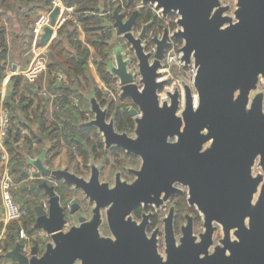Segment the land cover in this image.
Listing matches in <instances>:
<instances>
[{"label": "water", "instance_id": "1", "mask_svg": "<svg viewBox=\"0 0 264 264\" xmlns=\"http://www.w3.org/2000/svg\"><path fill=\"white\" fill-rule=\"evenodd\" d=\"M127 1L137 7V1ZM236 1L233 16L223 0H140L141 9L130 16L121 12L118 1L112 3L110 29L115 38L113 58L107 67L119 82L118 100H128L142 113L137 117L135 108L128 109L137 124V137H142L141 150L137 147V155L143 159L142 170L131 184L117 175L116 185L110 188L100 182V165L93 162L91 176L85 179L68 168L48 167L47 150L35 159L26 156L27 165L45 180L37 185L44 191L48 209L39 203L34 208V230L46 233L49 240L41 256L37 247L32 249L30 260L17 244L9 253L17 264H264V188L252 207L260 177L253 180L252 188L250 183L251 190L246 194L242 170L248 155L251 160L245 173L251 180V167L259 155L264 168V90L260 89L264 82V0ZM151 6L164 19L172 12L180 14L179 29L172 38L184 42L182 61L197 70V107L191 88L185 86V111L178 115V90L169 94L170 106L167 102L160 105L157 93L168 83L158 80L163 76L162 62L171 45L169 29H164L161 40H152L157 46L154 57L144 53L143 41L154 22L138 24L141 10ZM59 15V9L52 12V23ZM53 36V30L47 28L41 42L49 43ZM121 41H125L124 46ZM123 50H127L129 59L125 60ZM133 63H138L143 85L140 90L137 73L129 69ZM88 100L93 119L86 124L98 130L106 149L116 146L135 154L134 140L115 132L114 117L107 120L109 107H102L94 90ZM175 135L179 143L173 152L167 140ZM210 141L211 147L202 151ZM240 147L244 152L237 150ZM171 154L178 161L184 157V183L190 185L191 205L196 203L205 219L204 233L194 236L189 225L188 234L184 232L179 244L173 237L167 240L162 256L157 239L147 238L145 225L134 222L132 213L140 205L160 207L173 193ZM181 175L179 168L175 178ZM60 183L81 191L93 204L90 219L79 212L77 203L67 211L71 200H63ZM104 210L112 237L101 234ZM70 217L77 222L66 229ZM214 222L221 227L223 239L211 251L218 229Z\"/></svg>", "mask_w": 264, "mask_h": 264}, {"label": "trees", "instance_id": "2", "mask_svg": "<svg viewBox=\"0 0 264 264\" xmlns=\"http://www.w3.org/2000/svg\"><path fill=\"white\" fill-rule=\"evenodd\" d=\"M29 1L31 2L32 0ZM33 1L35 4L30 9V12L36 18L48 12L51 8L52 0ZM122 1L128 5L127 0ZM135 1L138 3L140 0H133V2ZM63 2L68 8L75 9L78 14V23L81 28L72 22H66L61 30L56 33V36L50 46L51 63L49 64L48 69L50 72H61L65 74L68 82L71 85L78 87V89H60L65 95V98L77 94L81 96L80 89L81 87H84L83 82H85L87 85L92 86V90L94 89L96 98L99 102H101V97L103 96L102 91L98 89V86H93L95 84V79L94 76L89 73L88 65L91 56L97 57V61L99 63L97 75L100 81L107 86L115 84L116 80L109 74L107 67L112 55V39L114 34L111 31L106 34L101 33L100 35H94L97 32L103 31L102 18L100 16L101 5H104L105 9H108V11L112 8H110L108 0L105 2H102L101 0H63ZM134 6L135 5L133 3L128 5V7ZM108 11L106 10L105 12ZM151 18L152 12L145 8L141 11L138 26L149 22ZM81 32L86 36L84 42L79 39ZM67 44H69V46H67ZM7 53L8 47L5 41V33L3 29H0V65L2 62L6 61ZM127 102L128 101L125 100H117L112 101L110 104L118 129L133 128L130 116L122 110L127 106ZM74 116L76 117L77 115ZM81 118H83V116H81ZM65 119L66 120L62 121L63 129H61V133L65 135V140L69 143V147L75 146L77 148V152L79 153L78 157L82 158L85 163H88L90 151L99 158L102 154L103 146L97 130L87 124L79 125L77 119L73 117H66ZM70 139H73L72 143ZM22 140L23 136L20 128L13 127L4 144L5 149L11 158L12 166H14L12 176L16 184L29 180L26 157L20 146V142ZM59 148V143L52 148L53 152L56 151L57 154L51 158V150L49 151L47 157L48 165H51L53 159L58 155L57 151ZM75 155V153L69 152V163H72L77 159ZM60 192L65 202L69 201L74 195L72 188L62 183H60ZM35 207L36 205L34 204H30V206L26 207L29 210V216L20 226H18L19 224H11L8 226L6 240L4 242H0V248H3L4 251V255L0 256V264H17L16 261L10 257L9 250L19 244L21 230H23L30 237H33L38 233V231L34 230L36 221L34 212ZM12 225H17L18 227L13 229ZM2 226L3 225H0V232L2 230Z\"/></svg>", "mask_w": 264, "mask_h": 264}, {"label": "built area", "instance_id": "3", "mask_svg": "<svg viewBox=\"0 0 264 264\" xmlns=\"http://www.w3.org/2000/svg\"><path fill=\"white\" fill-rule=\"evenodd\" d=\"M113 2L118 3L121 12L125 13L127 16H130L133 11L137 9V7H141L140 3L137 4V7H127L122 0H113L112 3ZM113 8L114 6L112 7V9ZM55 9L60 10V15L57 17L56 22L52 23L51 14ZM112 9L108 12H104L103 14L101 13V18H104L105 20H109L111 22ZM151 9L155 13L156 20L161 22V24L156 23L153 30L149 33L147 40L143 41V46L148 49V53H151L152 57H154L157 51V46L152 42V40L154 39V37H157V39L161 40L163 38L165 28L169 29V38L171 44L169 49L167 50L165 59L162 62L163 68L160 70V72L163 73V76L159 79V81L169 79L171 82L161 93L159 101H161L162 103L169 102V94H174V92L178 90L179 103L180 106L183 108L186 104L185 86H189L192 90L194 108H196L198 103V96L194 87V83L197 76V70L195 69L193 64L190 66H185L184 62L182 61L184 42L182 40H175L172 38L173 33L178 31L179 29L178 22L180 20V14L178 12H172L169 15L168 19H164L161 15V12L156 11L154 6H151ZM104 21L102 19L103 31L100 33H110V26L109 30H107L106 26L104 25ZM66 22H72L76 25H80L78 23V14L76 13L75 9L68 8L64 4L63 0H52L50 10L40 15L35 22V25L32 30L33 45L37 46L40 43L45 33V29L50 28L53 30L54 33H56L61 30V28L65 25ZM111 24L112 23H110V25ZM123 51V53L125 54V60L129 59L130 55L127 50ZM110 58H113V53ZM151 60H153V58H151ZM95 63H98V61L96 62V60L91 56L89 59V64H91V66H94ZM137 65L136 63H133L132 65H130L129 69L135 70V72L137 73V82L141 84V77L139 75ZM47 68V61H45V59H41V61L37 62L30 70L21 74H23V76L29 83H35L39 75L42 72L47 71ZM54 74L56 75L58 83L64 84L67 81L66 77L63 74H60L58 72ZM114 87L115 91L119 93L118 81L115 82ZM42 95L43 97L47 99L50 98L51 100L58 101V98H60L59 95L52 96L49 95L47 92H43ZM60 106L63 105L60 104ZM13 126L14 117L12 115V112L10 111V109L5 107L3 102L0 100V156L1 159L4 160V165L2 167V172L0 175V208L2 212L1 220L5 226H9L11 224L21 225L23 221L29 216L28 208L19 205L13 195L14 191L17 188V184L14 182L11 172L12 163L9 161V158L5 152V140L9 136ZM73 203V200L67 203V211H70L71 205ZM42 207L47 210L48 203L46 201L43 202ZM69 228L70 224L68 223L66 229ZM41 237L42 243L39 244V249L42 253L45 249L46 241L49 240V236L46 233H41ZM35 242H37L36 236L30 237L23 230H21L19 236L20 251L21 254L28 260L32 259L33 257L32 249L35 246ZM14 248H11L9 252H12ZM2 255H4V251L3 248H0V256Z\"/></svg>", "mask_w": 264, "mask_h": 264}, {"label": "flooded vegetation", "instance_id": "4", "mask_svg": "<svg viewBox=\"0 0 264 264\" xmlns=\"http://www.w3.org/2000/svg\"><path fill=\"white\" fill-rule=\"evenodd\" d=\"M137 9H141V8L137 7ZM147 9H149L152 12V18L149 22H154L153 27L151 29H149V31H148V35H149V33L155 27L156 23L161 24V22L156 20L155 13L151 9V7H147ZM149 22H147V23H149ZM144 53L147 54L148 49L145 48ZM152 61L153 60H151V62ZM166 80H168V83L162 89L158 90V92H157L159 100H160L161 93L171 82L169 79H166ZM166 80H163V81H166ZM137 85H138L137 88H139V90L141 89V87H143V85H141L139 83ZM260 89L264 90V82L263 81H261ZM113 91H115L114 84L111 86L109 85L107 92L102 93L103 96L101 97V102L103 103L102 107L103 108L109 107V110L107 112V114H108L107 120L108 121L111 118L115 117L114 114L112 113L110 104L112 103V101L118 100V94L119 93L116 92V94H114ZM110 98H112V99L109 100ZM125 101H128V100H125ZM128 102H127V106L125 108H123L122 110H124L130 116V112L128 109L135 108L137 110V117H141L142 113L140 112L139 108H136L130 102L128 104ZM159 102L161 103L160 105H163V103L161 101H159ZM167 103L169 106L171 105L170 102H167ZM184 111H185V106L182 108L179 104L176 115L181 114ZM130 118H131L132 123H133V128H124V129H118L117 125H116L117 123L114 119V121H115V132L118 133L119 135H127L129 138L134 140L135 149H136L135 154H130L127 151H125L121 148H118L116 146H112L110 149L107 150L106 145L104 144L103 137L98 133V130L96 129L97 133H98V135L102 141L103 153L106 154L107 157L112 156V158L117 160V161H119L117 158L123 157L124 159L131 161V163H135L134 165L136 166L135 169H126V171L128 172V175H130L134 178L132 182H127L126 180H123L122 173L119 170H113L114 172H113V181L112 182H102L101 181L102 173L105 171V167H107L109 165H108V163L98 161V160H100V158L96 157L90 151L89 160H88V163L86 165V169L88 170V172H90L89 177L91 176V172H92L91 167H90L91 162H93L94 165L96 166L95 161H98V163L100 165V182L109 184L110 188H114V186L116 185L117 175H119V178L122 182H126L128 184L135 182L138 178L137 173L141 172L142 167H143L142 156L139 154L137 155V147L139 150H141V147H142V142H141L142 137H140V138L137 137V124L134 122V118H132L131 116H130ZM181 132H183V129H181ZM204 133H206V132H204ZM167 142L169 143V145H171V149L174 152V150H176V148H174V145H177L179 143V138L177 137V135H175L172 138H168ZM137 143H138V146H137ZM211 145H212V141L208 142L206 145L203 146L202 151L207 150L208 148L211 147ZM143 148H144V146H143ZM237 150L244 152L242 147L238 148ZM236 155L241 157L240 153H237ZM250 160H251V157L248 155L246 160L242 163V170L244 172L243 182L245 183L244 186H246L244 188L245 189L244 192H246V194H248L249 191L251 190V188L253 187V184H254L253 180L260 177L259 179H257V184H256V188H255L256 192L254 193V195L252 197V201H251V203H252L251 206L254 207V206H256L257 202L259 201V198H260L261 193H262V189L264 188V168L262 166L261 156L259 155L254 160V164L251 167V178H252V180H251L250 176L248 177V175L245 173V170L247 168V164ZM77 161H79V160H77ZM122 166H123V164H122ZM137 166H138V168H137ZM169 168H170V173H171V181L172 182L175 181V182L173 183V189H174L173 193L170 195L168 200L160 207H155L154 205H149V206L140 205L132 213V219L134 222H136L139 226L141 224L145 225L144 231L146 233L147 238L151 239L152 237H155L157 239L158 251L162 256H165V250L167 248V240L168 239L171 241L172 237H173V239L176 241V243L179 244L180 239L184 237V232L186 234H188L189 230L187 228L189 227V225L192 226L193 234H194L195 227L197 225H200V224H202V227H203V224L205 221L202 213L199 211L198 205L196 203L194 205H191V202H190V199H191L190 198L191 197L190 196V193H191L190 185L184 183V171H185L184 157H182L181 161H178L176 155L171 154V156L169 158ZM179 168H181V170H182V175L180 176V179L175 178L177 176V171ZM174 178H175V180H174ZM185 179L188 180V178H186V177H185ZM250 183H252L251 188H249ZM73 192L75 194L77 191L73 190ZM70 200H73V202H74L73 204L77 203V201L74 198H71ZM89 204L91 207H90L88 212L85 211V213H83L82 207H81V210L79 212L83 213V215H88L89 219H90L92 216L93 204H91V203H89ZM70 219L72 220V221L71 220L69 221L70 227H72L73 225H76V222H77L76 219L72 218V217H70ZM103 219H104V224H106V226H107L105 210L103 211ZM215 225L218 227V229L215 231L214 236L219 231H221L223 234L221 227H219L216 223H215ZM107 230H108L110 237H112V234H111L108 227H107ZM41 233H44V232L39 231L35 235L37 237V242H35V246H34V247H37L39 256H41L44 252L43 251L41 253L40 249H39V244L42 243ZM194 236H196V235L194 234ZM214 236H213V239H214ZM221 240H220L218 245H215V242H214V247L211 249V251H213V249L215 247L220 245ZM232 240L234 241L235 238L232 237ZM162 243H164L163 252H161V250H160V246Z\"/></svg>", "mask_w": 264, "mask_h": 264}, {"label": "rangeland", "instance_id": "5", "mask_svg": "<svg viewBox=\"0 0 264 264\" xmlns=\"http://www.w3.org/2000/svg\"><path fill=\"white\" fill-rule=\"evenodd\" d=\"M112 1L113 0H108L110 8L113 7ZM223 3L225 5L230 6L229 15L233 16V13L236 9L237 1L236 0H223ZM85 39H86V36H85ZM85 39L83 38V40ZM121 42H122V45L124 46L125 41H121ZM89 72L91 75L94 74L91 68H89ZM94 79H95L96 85L94 84L93 86L95 87L97 86L96 76L94 77ZM40 80H42L41 83H44V84H41L43 87L42 89L45 90L47 93L49 92L48 94L50 95L51 94L50 90H52V85L54 82L56 83L54 75H52V73H50L47 68L45 75L41 76L38 81L40 82ZM83 86L84 87H81L80 89L81 96L77 94V95H72L70 97L65 98V95L60 90L58 94L60 98H58V101L51 100L50 102L49 101L50 98H48L49 100L48 99L41 100L38 97L32 96V98L29 99L31 100V105L29 107H28V103L26 99L24 101L25 102L24 108L28 107L26 111L27 112L26 117H28V124H30L32 127H34V125H38L39 129H36V130L28 129V132L26 131L24 132V134L21 132L23 136V140L20 142V145L23 150V153H25V149H26L25 146L29 149H32L33 156L41 155L45 150L47 151L51 150L50 152L51 153L50 158H51L52 156H55L57 154L56 151L53 152L52 148L59 143L60 148L57 151L58 155L56 156V158L53 159L52 165H50L51 168L55 166V160L59 158L58 160L59 169L68 168L71 173L78 174L79 177L88 179L90 172H88V170L86 169L87 163H85V161L82 158L78 157L79 153L77 152V148L75 146L69 147L70 145L65 140V135L61 133V129H63L62 121L66 120L65 119L66 117L67 118L73 117L77 119L79 125L86 124L91 119H93V115L90 112V105H89V100H88L91 95L92 86L87 85L85 82H83ZM60 87H61L60 89H63L64 86L62 85ZM72 89H78V87L74 86V88ZM102 92L105 93V91H102ZM113 93L116 94V91H113ZM111 99L112 98H110L109 100ZM60 104H62L63 106H60ZM11 111L14 117L13 127L15 128L17 127V123L19 121L18 110L15 108ZM74 115H77V116L75 117ZM81 116H83V118H81ZM20 126L22 125L20 124ZM70 141L72 143L73 139H70ZM34 144H36L35 148L33 147ZM69 152L75 153L76 154L75 156L77 157V159L72 163H69ZM99 158L100 160L98 161L108 163L109 165L105 167V171L102 173V176H101L102 182H112L113 181V172H114L113 170H119L122 173L123 180H126L127 182L133 181L134 178L128 175V172L126 171V169H135L136 167L134 165L135 163H131V161L124 159L123 157L117 158L119 160L117 161L113 159L112 156L107 157V155L104 154L103 151ZM98 161H95V164L97 166L99 165ZM64 165L66 167L61 168ZM13 169H14V166H12L11 172L13 171ZM44 181L45 180L42 178L41 179L35 178L33 179V181L31 180L27 181L25 186H22L21 189H19L18 192L14 194L16 202L19 205L23 206L19 201H17V199H20V197L23 196V190H26L27 194H30V196L32 195L43 196L44 191L39 190L37 184H41ZM72 198H74L77 201V203L82 207L83 213H85V211L86 212L89 211L91 207L89 204V200L85 198L84 194L81 191H77L74 194V196H72ZM12 226H13V229H16V227L20 225L18 226L12 225ZM203 232H204V229L202 227V224L197 225L195 227L194 234L196 236H199ZM101 234L105 237H110L106 224H104L101 227ZM222 238H223V234L221 231L216 233L214 236L215 245H218ZM160 250L161 252H163L164 243L161 244Z\"/></svg>", "mask_w": 264, "mask_h": 264}, {"label": "crops", "instance_id": "6", "mask_svg": "<svg viewBox=\"0 0 264 264\" xmlns=\"http://www.w3.org/2000/svg\"><path fill=\"white\" fill-rule=\"evenodd\" d=\"M34 4L35 2L33 0L31 2L29 0H0V29L4 30L5 41L8 47L6 61L2 62L0 65V70H1L0 100L3 102L5 107L10 109V111L15 108L18 110L19 121L17 123V127L20 128L23 134L26 131L28 132V129H35V130L39 129L38 125H34V127H32L30 124H28V117H26L27 116L26 111L27 108L31 105V100L29 99H31L32 96L38 97L41 100L43 99L47 100V98L43 97L42 95L43 92H46L45 90L42 89L43 87L41 85L44 83H41L42 80H40V82L38 81L41 76L45 75L46 71L42 72L39 75L35 83H29L21 73H25L26 71L30 70L37 62L41 61V59H45V61H47V67L49 66V64L51 63L50 46L57 33V32L54 33V36L52 37L49 43L44 44L40 41V43L37 46L33 45L32 30L36 20L38 19L35 16H33L30 12V9L34 6ZM100 9L102 14L106 10L108 11V9H105L104 5H101ZM102 19L103 21L105 20L104 18ZM110 23H112V21L111 22L109 20L104 21V25L106 26L107 30H109ZM77 26L81 28L80 25ZM98 34L100 35L101 33L97 32L94 35H98ZM83 38L85 39V35L81 32L79 35L80 41L84 42L85 40H83ZM114 38L115 37L113 35L112 42ZM67 46H69V44H67ZM92 58H94L97 62V57L92 56ZM98 66L99 63H95L94 66H91V64H89L88 69L91 68L93 70L94 73L93 76L94 77L96 76L97 78L96 82L98 89H100V91L101 90L105 91L106 93L108 90V86L100 81L97 75ZM50 73L54 75V78L56 80V83L54 82L52 85V90H50L51 91L50 95L52 96L58 95L61 88L60 86L62 85L64 86L63 89L74 88V85H71L67 81L64 84L58 83L54 72H50ZM58 73L63 74L61 72ZM63 75L65 76V74ZM26 99H27L28 107L24 108L25 107L24 101ZM49 101L51 102V99ZM19 123L22 126H20ZM33 147L35 148L36 144H34ZM25 148H26L24 153L25 157L29 156L30 158L35 159L39 156V155L33 156L32 149H29L26 146ZM5 152L9 158V161L11 162V158L6 149ZM47 157L48 154L46 155V165H48ZM58 160L59 158L55 160V166H53V169L59 168ZM3 165H4V160H2L0 156V175L2 172ZM48 166L51 168L50 165ZM64 167L66 166L64 165L61 168ZM27 171L29 176V180L27 181L30 180L33 181V179L35 178L41 179V177L36 174V171L32 167L28 166ZM26 182L18 183L17 188L14 191L13 195L16 192H18V190L21 189L22 186H25ZM17 201H19L23 205V207H27L30 206V204H34L36 206L38 205V203L42 204L43 202L46 201V199L40 195L30 196V194H27L26 190H23V196L20 197V199H17ZM1 215L2 212L0 208V225H3L2 230L0 232V242H4L7 237L8 226H5L2 223Z\"/></svg>", "mask_w": 264, "mask_h": 264}]
</instances>
